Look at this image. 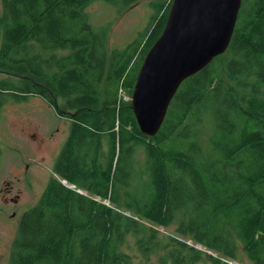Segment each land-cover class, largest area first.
<instances>
[{"label": "trees", "instance_id": "trees-1", "mask_svg": "<svg viewBox=\"0 0 264 264\" xmlns=\"http://www.w3.org/2000/svg\"><path fill=\"white\" fill-rule=\"evenodd\" d=\"M96 1L2 0L0 72L18 80L0 79V106L39 92L61 98L59 113L73 120L57 177L20 219L10 264H134L121 250L128 235L148 258L164 246L155 227L174 224L185 239L169 238L163 262L235 264L244 252L264 264V0H243L229 48L183 81L153 137L121 92L132 96L173 0H155L125 48L110 46L111 23L92 24ZM104 1L122 11L139 0Z\"/></svg>", "mask_w": 264, "mask_h": 264}, {"label": "rangeland", "instance_id": "rangeland-1", "mask_svg": "<svg viewBox=\"0 0 264 264\" xmlns=\"http://www.w3.org/2000/svg\"><path fill=\"white\" fill-rule=\"evenodd\" d=\"M154 1L139 0L131 7L121 11L104 0H97L88 11L96 29L111 23L110 46L125 48L140 37L141 32L152 20L155 13L152 4ZM2 13L3 4L0 0V15ZM0 79L18 80L6 72H0ZM121 94L124 95L125 100L129 101L132 98L124 92ZM63 104L64 101L61 98L54 102L51 98L38 92L29 94L27 99L7 96L0 106V264H10L13 243L23 213L39 201L48 181L52 177H57L54 165L68 138L71 123H73L70 117L59 113L57 105L62 106ZM68 113L66 112V114ZM203 133L204 139L207 138L211 134L210 127L204 126ZM103 147L107 150V138ZM146 155L145 145L136 146L134 151L136 172L140 173L146 170ZM133 178H136V174ZM138 181L137 185L140 184ZM133 189L137 188L133 187ZM139 190H141V186L138 188ZM16 194H20L18 202L11 201L10 198ZM121 198L123 202L127 201L123 191ZM117 209L127 215H134L124 208ZM144 222L148 224L147 221ZM155 228L158 230L160 241L164 244L161 251L152 253L147 258L140 251L139 241L143 239L131 235V233L121 247V250L131 256L134 264H171L161 260L169 250L166 247L169 238L171 236L185 238L176 233L175 224L169 227L156 226ZM189 242L193 244L192 241ZM197 247L203 251L211 252L200 244ZM231 262L252 264L244 252L241 254V261L231 260Z\"/></svg>", "mask_w": 264, "mask_h": 264}, {"label": "water", "instance_id": "water-1", "mask_svg": "<svg viewBox=\"0 0 264 264\" xmlns=\"http://www.w3.org/2000/svg\"><path fill=\"white\" fill-rule=\"evenodd\" d=\"M242 3L172 1L165 28L146 54L133 88L132 108L145 135H157L183 81L227 51Z\"/></svg>", "mask_w": 264, "mask_h": 264}, {"label": "flooded vegetation", "instance_id": "flooded-vegetation-1", "mask_svg": "<svg viewBox=\"0 0 264 264\" xmlns=\"http://www.w3.org/2000/svg\"><path fill=\"white\" fill-rule=\"evenodd\" d=\"M27 186H29V185H27ZM9 192H11V191H9ZM20 196V194H16V195H13L11 198H10V200L11 201H13V202H18V200H19V197Z\"/></svg>", "mask_w": 264, "mask_h": 264}]
</instances>
